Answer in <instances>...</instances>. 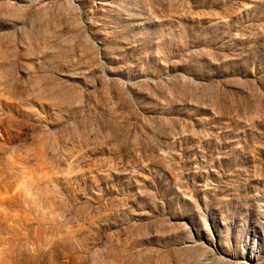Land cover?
<instances>
[{
	"label": "rangeland",
	"instance_id": "374dc122",
	"mask_svg": "<svg viewBox=\"0 0 264 264\" xmlns=\"http://www.w3.org/2000/svg\"><path fill=\"white\" fill-rule=\"evenodd\" d=\"M0 264H264V0H0Z\"/></svg>",
	"mask_w": 264,
	"mask_h": 264
}]
</instances>
